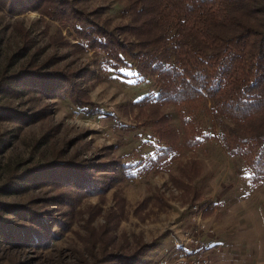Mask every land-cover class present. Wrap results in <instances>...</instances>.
<instances>
[{
	"label": "trees",
	"instance_id": "16d2710c",
	"mask_svg": "<svg viewBox=\"0 0 264 264\" xmlns=\"http://www.w3.org/2000/svg\"><path fill=\"white\" fill-rule=\"evenodd\" d=\"M84 1L0 0V4L12 15L31 10L56 21L51 39L67 44L62 35L67 28L77 39L73 47L92 51L101 68L137 82L151 79L155 91L130 106L145 113L155 150L135 162L123 157L93 162L57 152L12 172L0 185L1 193L46 189L42 196L32 195L24 202L0 198V243L14 249L46 247L70 228L84 198L103 197L123 181L169 172L174 164L181 176H172V183L198 200L201 190L192 184L202 173L201 163L195 158L187 163L179 160L210 135L218 138L229 157L242 161L250 188L264 186V0H124L125 21L118 24L111 23L103 7L87 10ZM21 33L22 48L28 52L31 39L28 31ZM49 67L47 62L31 63L5 73L0 95L32 92L47 99H69L81 110L93 106L84 83L89 67ZM168 107L175 110L178 126L165 111ZM200 110L210 117L211 134L196 120ZM42 112L0 103V120L19 127L40 119ZM119 202L122 207L123 201ZM115 218L111 220L119 221ZM108 226L107 222L99 231L92 227L90 242L94 244L97 237L104 244ZM155 247L153 241H141L128 253L96 256L94 264H145L147 253Z\"/></svg>",
	"mask_w": 264,
	"mask_h": 264
},
{
	"label": "rangeland",
	"instance_id": "374dc122",
	"mask_svg": "<svg viewBox=\"0 0 264 264\" xmlns=\"http://www.w3.org/2000/svg\"><path fill=\"white\" fill-rule=\"evenodd\" d=\"M82 5L87 10L103 7L112 24L125 21L124 0H87ZM56 28V21L37 11L12 15L0 4V78L31 63L47 62L49 68L62 70L87 66L90 72L84 83L93 106L81 110L69 99H47L32 92L19 97L0 95V103L5 105L23 111H43L40 119L23 127L13 121L0 120V185L12 172L43 162L57 152L66 158L93 162L111 157L135 162L155 150V139L145 113L130 106L131 101L155 91L153 81L137 82L118 76L107 67L101 68L92 51H78L73 47L77 39L69 35L67 28L62 29L67 44L60 43V38L53 41L51 37ZM22 30L28 31L31 39L28 52L22 48ZM20 52H24V56H18ZM165 111L178 126L173 107ZM196 120L205 126L207 133H212V122L204 110L196 113ZM112 145L115 148L109 149ZM192 158L202 166L201 175L192 184L201 190L198 200L193 199L192 192L188 194L172 183V176H181L178 165L174 164L169 172L123 181L103 197L84 198L78 204L70 228L46 247L14 249L0 243V264H94L96 256L120 250L128 253L141 241L156 243L145 262L154 264L172 248L177 236L191 226L193 215H200L206 228L214 231L211 237L204 235L209 243L222 249L214 260L230 256L237 262L242 250L246 251L243 264L252 263L254 254L250 251H258L263 257L264 186L249 187L242 161L229 157L215 136L210 135L197 149L185 151L179 161L187 163ZM45 189L0 192V198L24 202L32 195L42 196ZM119 201H123L122 207ZM192 204L197 205L201 213L193 212ZM208 206L211 213L206 215ZM113 216L119 221L111 220ZM107 222L105 243L100 244L96 237L92 244L91 228L99 231Z\"/></svg>",
	"mask_w": 264,
	"mask_h": 264
},
{
	"label": "built area",
	"instance_id": "2783aa9c",
	"mask_svg": "<svg viewBox=\"0 0 264 264\" xmlns=\"http://www.w3.org/2000/svg\"><path fill=\"white\" fill-rule=\"evenodd\" d=\"M115 121V119H114ZM192 211L201 213L197 205ZM190 227L177 236L172 248L165 252L154 264H212L215 256L221 253L220 246L209 243L204 235H214L212 229L206 228L200 215L190 217Z\"/></svg>",
	"mask_w": 264,
	"mask_h": 264
},
{
	"label": "crops",
	"instance_id": "0c3cea01",
	"mask_svg": "<svg viewBox=\"0 0 264 264\" xmlns=\"http://www.w3.org/2000/svg\"><path fill=\"white\" fill-rule=\"evenodd\" d=\"M164 250L165 249H163L160 252V255H161V253ZM250 252H252V254H254V259L252 260V263L251 264H264V256L262 257L261 254L258 253V251H250ZM245 255H246V251H243L242 250V255L239 257V259H238L237 262H235L233 259H231L230 256L223 257V259H222V257L221 258L216 257V260H215V263L214 264H229L230 262H231V264H243V261L246 258ZM246 264H249V263H246Z\"/></svg>",
	"mask_w": 264,
	"mask_h": 264
}]
</instances>
